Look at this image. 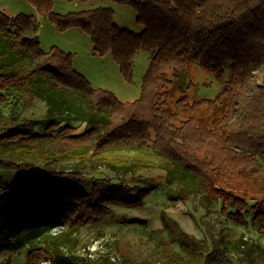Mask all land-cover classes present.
I'll return each mask as SVG.
<instances>
[{"label": "trees", "instance_id": "1", "mask_svg": "<svg viewBox=\"0 0 264 264\" xmlns=\"http://www.w3.org/2000/svg\"><path fill=\"white\" fill-rule=\"evenodd\" d=\"M29 1L58 29L87 33L94 52L111 53L127 79L138 51L149 53L150 64L140 98L123 103L112 92L93 88L72 67L70 54L43 51L34 16L0 11V169L12 167L20 175L33 170L56 182L22 184L18 192L0 194V259L5 264L24 248L28 264H65L67 255L38 245L44 235L57 239L62 234L54 235L53 228L63 222L68 233L74 232L108 213V204L142 206L150 189L130 188L124 180L156 166L135 155L148 147L162 164L165 185L177 188L167 190L168 200L186 202L198 191L200 207L217 203L221 215L241 225L249 221L264 235V194L253 196L228 185L242 172L235 167L264 164V0H111L134 9L140 33L119 27L108 8L57 15L52 0ZM170 66L198 67L212 75L222 86L218 96L191 99L188 88L178 87L173 98L165 69ZM64 96L86 108L63 101ZM32 99L47 103L46 117L26 113ZM64 112L73 116H57ZM209 118L211 127L205 124ZM80 123L84 128L78 130ZM192 132L222 146L224 154L201 163L188 151ZM233 160L239 164L233 166ZM99 168L117 175V181L107 180L104 188L97 183L104 177H87ZM257 176V171L245 175ZM79 179L92 182L89 191L70 182ZM176 230L179 252L173 240H162L160 264H235L222 239L209 232L198 239Z\"/></svg>", "mask_w": 264, "mask_h": 264}, {"label": "rangeland", "instance_id": "2", "mask_svg": "<svg viewBox=\"0 0 264 264\" xmlns=\"http://www.w3.org/2000/svg\"><path fill=\"white\" fill-rule=\"evenodd\" d=\"M108 8L113 13L114 22L121 28L134 33H140L142 27L136 21V13L129 5L120 4L111 0H91L83 3L80 1L52 0L51 11L57 15H67L81 10ZM0 11L8 16L25 14L34 16L39 26L36 35L40 48L49 51L57 48L72 57V67L80 73L93 88H100L112 92L119 101L133 102L141 96L142 80L149 68V53L138 51L132 60V73L127 79L119 69L111 53L98 54L93 50L90 36L78 28L60 30L55 23L45 14L40 13L29 0H0ZM172 81L169 88L173 98L177 96V88H188L187 94L191 99L207 98L215 99L221 89L219 81L212 75L202 71L198 67L185 71L178 66L165 68ZM258 70H254L257 72ZM252 73V80L256 77ZM225 74L228 69L225 67ZM262 79L259 80V83ZM43 85L44 83L41 82ZM63 101L84 104L70 97H62ZM77 107V106H76ZM47 103L40 99H32L27 114L36 117H46ZM58 117L67 119L72 113L57 114ZM228 117L234 121V113L230 110ZM78 123V122H77ZM213 126L209 118L205 123ZM84 128L79 124L78 130ZM179 137H176L178 140ZM180 139V138H179ZM214 141V139L212 140ZM204 145H210L204 148ZM188 151L200 158V162L210 164L224 154L222 146L205 140L200 134L190 133L187 141ZM231 149L240 150L236 146L229 145ZM119 154V153H116ZM121 154V153H120ZM133 154V153H129ZM142 160L156 163L142 172L127 176L124 184L128 187L137 186L149 188L150 193L144 199L142 206L127 209L118 205L108 204L109 212L101 215L97 220L80 227L74 232L68 233L66 225L58 227V233H62L57 239L48 235L41 238L40 244L45 246L53 254L67 255L65 264H160L162 258V240H173L174 249L179 252L178 242L175 241L176 227H180L188 234L196 235L198 239L206 237L209 232L216 240L222 239L228 247L231 259L235 264H264V235L259 234L248 221L241 225L227 216L219 213L217 203L205 208L200 207V192L193 191L186 202L170 201L166 192H173L177 188L165 185V172L160 169V162L150 147L136 153ZM210 157H208V156ZM259 167H235L241 170V174H235L228 179V185H232L237 192H245L253 196L264 194V164L258 161ZM233 166L239 164L238 160L232 161ZM65 166L70 167V165ZM231 168V167H229ZM251 171H257L259 180L246 178ZM105 178V181L97 183L107 188L109 183L117 181V175L105 168H99L93 174L88 175ZM77 187L84 192L89 191L92 182L88 180H72ZM174 182V180H173ZM176 182V180H175ZM55 180L38 174L33 170L20 175L12 167L0 169V194L5 192H18L22 184L44 185L55 184ZM185 189L192 185L183 186ZM209 230V231H208ZM26 248L13 255L12 264H28L26 262ZM247 254V255H246ZM62 258V257H61ZM63 259V258H62ZM6 261L0 259V264ZM40 264H51L43 261Z\"/></svg>", "mask_w": 264, "mask_h": 264}, {"label": "built area", "instance_id": "3", "mask_svg": "<svg viewBox=\"0 0 264 264\" xmlns=\"http://www.w3.org/2000/svg\"><path fill=\"white\" fill-rule=\"evenodd\" d=\"M58 227H62V225H60V226H57V227H55V228H53L52 229V233L54 234V235H56L59 231H58Z\"/></svg>", "mask_w": 264, "mask_h": 264}, {"label": "crops", "instance_id": "4", "mask_svg": "<svg viewBox=\"0 0 264 264\" xmlns=\"http://www.w3.org/2000/svg\"><path fill=\"white\" fill-rule=\"evenodd\" d=\"M15 255H16V254H15ZM13 258H14V257L12 256V257L10 258V260H13ZM10 264H11V263H10ZM12 264H13V262H12Z\"/></svg>", "mask_w": 264, "mask_h": 264}]
</instances>
